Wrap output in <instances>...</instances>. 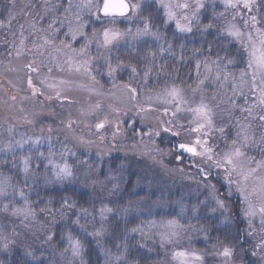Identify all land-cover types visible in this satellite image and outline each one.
Here are the masks:
<instances>
[{"label":"rangeland","instance_id":"1","mask_svg":"<svg viewBox=\"0 0 264 264\" xmlns=\"http://www.w3.org/2000/svg\"><path fill=\"white\" fill-rule=\"evenodd\" d=\"M83 2L84 0H71V9L66 11L69 9V0H0V60L4 61L0 66V182H3L7 193L0 195V264H9L18 251L31 264H85V250L81 241V255L72 254L69 236L76 239L73 234L67 236L66 243L61 248L53 246L54 227L62 220L71 221L82 234L96 241L105 264H132L127 255V247L129 241L138 243L137 239L155 249L156 256L152 260L154 264H177L172 259V253L182 250L201 254L203 264H223V258L216 253L222 246L229 245H222L212 238V230L215 226L222 228L232 224L237 208L239 220L244 224L247 246L251 249L248 255L245 249H236L233 264H246L247 257L250 258V264H264L259 255H251L259 237L245 236L247 221L242 214L243 205L235 191V185H232V194L227 195L228 185L223 179L224 173L211 168L210 175L205 180L198 172V167L196 171L190 166L193 162L190 156L187 158V169L181 168L185 173H173V167L165 160L169 154L174 153L169 152L172 145L146 134L148 129L159 126L160 121L170 119L185 128L189 127L191 113L181 111L173 117L176 105L164 103L166 91L176 87L182 90L181 95L188 102L181 105L182 108L195 106L203 101L212 109L215 128L208 139L216 147V151L226 147L225 140L231 143L238 128L237 121L251 123L250 131L257 141L264 136V121L259 119L264 115V107L256 100L258 90H253L251 86L252 70L246 67L247 40L245 39V45H241L224 31L229 25L235 24L243 32H251L255 38L256 28L264 31V0H256L251 12L241 8V14L235 15V19L233 17L236 10L225 8L222 0H204L205 6L198 14L199 24H193L191 33H183L187 36L199 33L202 37L215 32L217 39L226 37L244 53L246 65L241 70L236 68L237 64H228L206 55L200 60L199 69L195 65L194 79L190 86L166 84L152 90L144 87L135 95L129 93L134 107L130 106L132 112H128L125 120L111 116L109 109L95 111L89 105L88 109L85 107V115L72 114L71 122L68 112L70 102L63 103L54 96L56 90L69 95L70 90L78 88L81 95L88 93L90 104L95 96L90 92L97 91L94 87L87 86L86 82L111 86L119 74L134 68H129L122 57H114L116 52L145 40H154L157 36V31L151 26L154 35H142L133 39L137 30H143L145 26L140 14L143 6L155 3L164 14L158 0H128L130 4L139 5L135 14L130 12V18H117L115 22L104 18L101 21L90 15L87 8L78 7ZM77 11L84 24V35H77L73 40L69 33V23L75 25ZM207 15L209 18L204 24L203 17ZM253 15L258 21L255 28L250 20ZM245 21H248L247 26ZM166 23L175 27L174 23ZM121 24L126 28L121 29ZM209 24L212 27H204ZM105 28L119 30L126 35L113 45L103 47L101 33ZM21 39L24 41L22 51ZM81 48H85L84 55H80ZM85 60L89 62L88 71L85 72L83 68L77 71V67ZM28 65L37 71H32ZM109 65L116 69L112 75H109ZM206 66L211 71L206 70ZM241 71H247L245 80L248 83L234 94L233 78L235 84L239 85ZM217 73L221 76L220 80L216 79ZM225 74H230L227 81L223 79ZM29 78L33 87L39 91L40 82L44 83L42 89L44 92L49 91L48 97L52 101L44 100L42 95L39 96L40 92L32 96L33 87L28 84ZM201 80H204L203 84L200 83ZM61 81L64 83L61 84ZM256 84L259 87V77ZM48 85L55 87L50 88ZM119 91L115 93L118 98H122ZM99 98L106 100V97ZM109 102L112 103L110 100ZM254 104L256 107L252 108V116L241 111ZM147 112L153 114L155 117L152 119L155 120L145 122L143 126L139 120L146 118L145 115L149 114ZM138 116L141 117L136 120L135 117ZM105 121L104 127L97 129L96 125ZM73 122L83 138L72 134L75 127H69V124L72 125ZM220 127L225 129L223 134L215 130ZM133 129L141 135H134ZM195 135L183 131L179 138L191 142ZM139 145L142 147L139 148ZM249 155L260 158V153L256 150L250 151ZM25 159L28 161L27 171ZM64 164L71 168L73 174L58 178L56 166L63 167ZM208 165L209 162H204L199 166L207 168ZM132 177L134 183L127 191L131 200L119 203V197L127 190L128 181ZM210 185H215V189ZM64 187L86 192L89 195L87 205L80 206L67 199H60V204H53L54 198L48 197L47 191ZM21 191L24 193L23 199ZM214 197L222 199L225 208L219 207ZM69 204L74 207H69ZM117 204L122 206L118 207ZM101 207L112 209L111 213L105 214L104 219L100 216ZM18 208L29 210V214L25 216L16 213ZM169 220H178L183 227L177 230V236L171 237V243L162 244L160 234L168 231L163 225ZM117 222H122L125 226L123 230L126 229V233L122 235L124 238L112 232L115 224L117 227ZM208 225L212 226L211 229ZM134 228L142 229L143 234L141 231L133 232ZM97 232L101 234L93 235ZM49 236L51 239H48ZM108 238L112 244L105 242Z\"/></svg>","mask_w":264,"mask_h":264},{"label":"snow or ice","instance_id":"2","mask_svg":"<svg viewBox=\"0 0 264 264\" xmlns=\"http://www.w3.org/2000/svg\"><path fill=\"white\" fill-rule=\"evenodd\" d=\"M160 6L164 9V14L166 17V22L174 23L176 29L181 33H191L193 31V24H199V13L204 8V0H158ZM225 8H232L236 10L235 15H240V9H246L248 12H251L253 7L256 5V0H222ZM79 8H87L90 15L95 16L97 20H103L104 18L111 19L113 22L117 18H130L129 12L135 14L139 10L138 4H130L128 0H84V2L78 6ZM71 9V0H69V11ZM223 15V13H221ZM76 23L73 26L71 22L69 23V33L72 36V39L75 40L77 35H84L83 28L84 24L80 21V12L75 13ZM252 22V27L255 28L257 24V17L255 15L250 16ZM248 21H245L247 26ZM52 27V25H49ZM205 28H210L212 25H205ZM131 32V29L128 30ZM225 34L239 42L241 45H245V39L247 44L245 45V51L248 54L247 59V69L252 70L251 80H252V89L258 90V95L256 100L258 104L264 107V31H261L259 28L255 29V38L251 32H243L235 24L229 25L225 30ZM153 34L151 32L150 24L145 21V26L143 30L138 29L133 39L142 35ZM93 35L96 33L93 30ZM102 45L103 47H109L122 39L126 33L120 32L119 30H114L111 28H105L102 33ZM154 35V34H153ZM45 43H48L45 40ZM90 43V41H89ZM24 45L23 39L20 41V51H22ZM70 47V45H67ZM85 54V48H81L80 55ZM19 55V51H18ZM152 56H155V53H151ZM216 63V62H213ZM228 64H232L233 61L229 59ZM28 67L32 71H37L35 68H31V65ZM81 68L85 72L89 69V62L85 60L80 67H77V71H80ZM196 68H200V63L196 64ZM206 70L211 71L207 68ZM116 69L112 68L109 65V75H112ZM132 72L135 73L136 69L132 68ZM150 72V69L145 72L147 76ZM247 71H241L240 73V83L239 85L235 84L234 79V94L239 88L248 83L245 80ZM199 75V72H197ZM230 74H225L223 79L224 81L228 80ZM257 77H259V87L256 84ZM207 78V77H206ZM205 78V79H206ZM94 80L95 77H92ZM216 79L220 80L221 76L219 73L216 75ZM64 81H61L63 84ZM201 84L204 83V80L200 81ZM28 84L30 87H33L32 80L29 78ZM50 88H54L55 85H48ZM134 91V90H133ZM180 89L172 87L166 91V98L164 103L175 104L176 107L172 112V116L176 117L177 113L181 111H186L191 113V117L188 121L189 127L185 128L184 125H178L177 122L173 120L161 121L159 126L147 130V135L149 137H158L161 138L162 142H168L172 145L169 149V152L175 153V158L181 160L184 153L190 154V158H194V163L197 165H202L204 162H209L208 167L198 166V172L205 178L210 175V169L215 168L221 170L224 173L223 179L228 185L227 195L232 194V185H235V191L239 194L241 199L242 214L247 221V230L245 232L246 237L258 236L259 239L254 246V250L251 252L252 256H260L261 261H264V136L260 137V140L257 141L255 135L250 131L252 125L247 122L237 121V131L235 136L229 144L225 140L226 147L216 151V147L209 143L208 137L210 136L212 130H214V121H213V111L212 109L201 101L195 106H189L187 108H182L181 105L187 104L188 102L181 95ZM39 92V89L33 87V95H36ZM43 95V93H40ZM60 90H56V96L59 98ZM241 95L243 93L241 92ZM49 99L50 97H45ZM15 99V97H13ZM245 99H247L245 97ZM98 107V105H97ZM256 105H252L250 108H242L241 111L248 112L249 116H252V108ZM167 114V113H166ZM261 121H264V115L259 117ZM106 121L96 125L97 129L104 127ZM71 127V124H69ZM216 131L223 134L225 132L224 127L215 129ZM183 131H188L190 133H195V137L191 142H186L179 138ZM134 135H141L133 129ZM115 137V133H114ZM103 139V137H101ZM142 139V136H141ZM39 141H37L38 143ZM22 146V145H21ZM160 151L159 149H156ZM256 150L260 153V158L257 159L256 156L249 155L250 151ZM25 171L28 170V161L24 160ZM58 171L56 173L57 177H70L72 176L71 168L64 164L63 167L60 165L56 166ZM215 189V185H210ZM0 195H7L3 182H0ZM20 196L23 199L24 193L21 191ZM216 204L225 208V203L222 199L214 197ZM26 202V201H25ZM67 203V201H65ZM69 207H74V205L69 204ZM7 210V207H5ZM86 211V210H82ZM16 213H22L25 216L29 214L27 209H16ZM112 209L107 207L100 208V216L102 219L106 218V213H111ZM15 214V213H14ZM79 223V220H77ZM168 231L161 233V243H171V237L177 236L179 233L177 230L181 229L183 225L179 223L178 220H169L163 225ZM258 226V231H257ZM133 232L141 231L142 229H132ZM101 233H93V235H100ZM51 239V236L48 237ZM69 241L72 249L73 256H80L82 253V245L79 240L73 239L69 236ZM7 248V244H5ZM259 250V251H257ZM126 251V249H125ZM236 254V249L231 246H222L221 250L216 253L219 257L223 258V264H233V257ZM172 259L177 262V264H203V256L195 251H173Z\"/></svg>","mask_w":264,"mask_h":264},{"label":"trees","instance_id":"3","mask_svg":"<svg viewBox=\"0 0 264 264\" xmlns=\"http://www.w3.org/2000/svg\"><path fill=\"white\" fill-rule=\"evenodd\" d=\"M140 14L143 18V21H147L150 26H152V29L157 31V36L154 38V40H145L143 42L136 43L133 47L122 49L121 51L116 52V55L114 56L122 57L125 64L129 68L134 67L136 72L134 74L132 71L127 70L122 72L118 75L116 81L109 87L99 86L94 82H86L87 86L94 87L97 91V93L90 92L93 96L95 95L90 104L88 102V93L86 92L84 95H81L78 88L70 90L71 93L69 95L60 91L61 93L59 95V99L63 103L65 101L70 102V108L68 109V112L70 114L71 122L73 120L72 114L85 115V107L88 109L89 105H91V109L95 111H100L101 108H105L107 110L109 109L108 111L111 112V116H117V119L118 117H121L123 120H125L126 115H129V113L132 112V108L130 106L134 105L133 98L131 99L129 93L135 95L137 91L144 87L152 90L162 88L166 84L190 86L194 79L195 65L206 55L213 56L214 58L221 61L224 60L225 62L231 59L233 61L232 64H237L236 68L239 70L244 68L246 65V58L243 51L240 50L234 43H231V41L226 39V37L217 39L215 32H211L202 37L199 33H195L193 36H187L183 33H180L175 29L174 25H168L166 23L162 10L155 3H148L144 5ZM208 18L209 15L203 17L204 24L207 23L206 21H208ZM138 23L140 24V21H138ZM119 27L121 29L126 28V26L122 24L119 25ZM196 34H199L198 37H196ZM151 53H155V56H152ZM2 63H4V61L0 60V66ZM149 69V74L145 76V72ZM46 74L49 75V73ZM37 80L39 81V79ZM40 87L41 88L39 92L43 93V99L48 102L52 101L51 98H45L48 97L49 91L44 92V89H42V87H44V83L40 82ZM26 90L29 91L28 88ZM117 90H120L119 92L121 93L122 98H118V94L115 93ZM40 93L39 96L41 95ZM124 94L126 95L124 96ZM63 95L68 98H64ZM32 96H34L33 93ZM54 96H56V94ZM99 97H106L107 101L104 99L102 100ZM109 100L112 103H110ZM105 102L107 104H105ZM104 105H106V107H104ZM145 116L146 118L143 117L141 119V116H138L137 118L135 117V119L137 120L140 118L139 121L143 126L145 125V122L155 120L152 119L155 116L151 113ZM107 121L110 122L108 119ZM71 126L76 128H74L72 134L77 135L78 138H83V135L81 132H79L76 123L73 122ZM172 139L175 140L180 138ZM141 147L142 146L139 145V148ZM140 151L142 152L141 149ZM183 158L181 160H177L175 158V153H171L166 157L165 160L168 165L171 166V168L173 167V173H185L181 171V168H185L186 170L189 161H187L188 157L185 155H183ZM192 160L194 161V158H192ZM164 166L167 167L165 163ZM190 166L193 170L197 171V167L199 165L191 162ZM128 182V188L125 193L119 197V203L127 202V199L131 200L129 199L130 194L127 191L130 190V186L134 183V178L132 177ZM47 195L50 198H54V200H52L53 204H60V199H67L69 202H76V204H80V206H85L89 200V195L86 192L73 187H64L60 190L55 189L52 191H47ZM236 201L237 200H234V202ZM117 206L121 207L122 205L117 204ZM235 212L236 213H234L232 224L223 226L222 228H217L215 226V228L212 230V238L217 239V241L222 245L228 244L229 246L238 250L240 248L245 249V253L248 255L251 248L247 246V242L244 237V224L239 220L238 208ZM67 221L68 220H62L54 227V236L52 240L53 246L61 248L66 243L67 236L69 234H73L77 240L82 242L85 250V264H105L100 250L96 245V241H94V239H92L90 236L82 234L78 226L75 227L71 221ZM211 227V225H208L209 229H211ZM123 228H125V226L122 224V222H117V227L115 224L112 232L113 234L120 235V237L124 238L122 235L126 233V229H124V231ZM109 239L110 238H108V240L106 239L105 242L112 244ZM137 241L139 244L136 241H129L130 244H128L127 247V255H129L131 263L154 264L152 260H154L156 256L155 249L151 248V246L144 241H140L138 239ZM245 261L246 264H250L249 257H247ZM9 264L31 263L29 260L25 261L21 252L18 251L15 253V255H13L11 261H9Z\"/></svg>","mask_w":264,"mask_h":264},{"label":"water","instance_id":"4","mask_svg":"<svg viewBox=\"0 0 264 264\" xmlns=\"http://www.w3.org/2000/svg\"><path fill=\"white\" fill-rule=\"evenodd\" d=\"M130 13V12H129ZM185 154H187V153H185Z\"/></svg>","mask_w":264,"mask_h":264},{"label":"flooded vegetation","instance_id":"5","mask_svg":"<svg viewBox=\"0 0 264 264\" xmlns=\"http://www.w3.org/2000/svg\"><path fill=\"white\" fill-rule=\"evenodd\" d=\"M8 61H10V60H8Z\"/></svg>","mask_w":264,"mask_h":264}]
</instances>
